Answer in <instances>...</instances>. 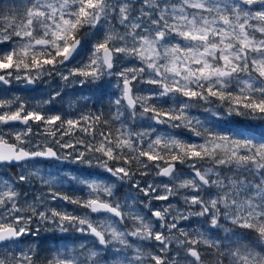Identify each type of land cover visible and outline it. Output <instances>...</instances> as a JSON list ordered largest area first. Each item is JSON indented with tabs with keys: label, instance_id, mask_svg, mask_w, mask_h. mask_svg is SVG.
<instances>
[{
	"label": "snow or ice",
	"instance_id": "1",
	"mask_svg": "<svg viewBox=\"0 0 264 264\" xmlns=\"http://www.w3.org/2000/svg\"><path fill=\"white\" fill-rule=\"evenodd\" d=\"M53 74L101 106L0 88V264H264V0L0 7V85Z\"/></svg>",
	"mask_w": 264,
	"mask_h": 264
},
{
	"label": "rangeland",
	"instance_id": "2",
	"mask_svg": "<svg viewBox=\"0 0 264 264\" xmlns=\"http://www.w3.org/2000/svg\"><path fill=\"white\" fill-rule=\"evenodd\" d=\"M16 2L13 4L14 6L18 5L20 3V0H15ZM9 3H12V1H6L5 0V7L9 5ZM11 5V6H13ZM0 88L6 89L8 93L19 95L29 102L33 101V98L36 100L41 99H48L49 93H54L55 91L61 92V97L57 98V103L54 105L46 106L50 110H62L63 112H67L69 114H78L79 112H86L88 110H85L88 108V106H85L86 103L89 101V94H88V88L82 87L78 83H66L63 80L60 79L59 76L53 74L51 77H43L37 84L29 85L27 86L25 83L21 82H14L10 85H0ZM206 107H214V105H207ZM204 107V108H206ZM204 111V109H203ZM190 115L198 116L202 120L205 119V115H202V113H197V109L194 108L191 110ZM240 119V118H237ZM36 129H34L35 131ZM67 139V137L65 138ZM193 139H196L193 137ZM57 164L63 165L68 162H56ZM37 167L50 170L53 175H58L56 172V166L52 163H40L37 165ZM83 165H71L68 168L61 167L60 172H72L73 175H76V171L74 169L83 168ZM159 182V180L157 181ZM166 182V180H165ZM64 190H71L72 184L67 183L63 185ZM32 191L36 192L37 194L40 191H47V188L42 186L39 182H36L34 184V187ZM127 188L125 187L122 189V192H126ZM76 195H83V193L77 192ZM172 203L174 204H182L181 201L177 199H172ZM63 207L67 208L68 211H76L75 206L69 205L66 201L60 202ZM52 207H56V202H51ZM40 228V236H42V241L37 240L36 243H41L45 241V244L48 247H54L57 244L58 237H63L67 234L60 233L59 231H53V226L51 224H40L38 225ZM45 229H48L47 231ZM44 240V241H43ZM59 243H64L63 240L59 241ZM70 243V241H69Z\"/></svg>",
	"mask_w": 264,
	"mask_h": 264
},
{
	"label": "trees",
	"instance_id": "3",
	"mask_svg": "<svg viewBox=\"0 0 264 264\" xmlns=\"http://www.w3.org/2000/svg\"><path fill=\"white\" fill-rule=\"evenodd\" d=\"M7 1V0H6ZM10 1V0H8ZM12 3H9L8 6H11L13 5L16 1L15 0H11ZM5 0H0V7H5ZM14 6V5H13ZM88 88V87H87ZM88 94H89V101L86 103L85 106H88V108H86L85 110H92V111H95L98 107H100L101 105L97 102V99H96V95L93 94L92 91H89V88H88ZM98 95V93H97ZM207 105H201L200 107H196L197 109V113H203V109L204 107H206ZM194 109V108H193ZM77 135H79V133H77ZM42 237V236H40ZM44 241V240H43ZM45 243V241H44Z\"/></svg>",
	"mask_w": 264,
	"mask_h": 264
},
{
	"label": "water",
	"instance_id": "4",
	"mask_svg": "<svg viewBox=\"0 0 264 264\" xmlns=\"http://www.w3.org/2000/svg\"><path fill=\"white\" fill-rule=\"evenodd\" d=\"M28 86V85H27Z\"/></svg>",
	"mask_w": 264,
	"mask_h": 264
}]
</instances>
